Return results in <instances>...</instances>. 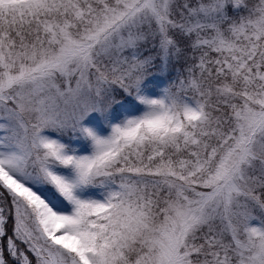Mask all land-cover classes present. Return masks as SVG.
I'll return each instance as SVG.
<instances>
[{
  "label": "snow or ice",
  "instance_id": "6c2138e0",
  "mask_svg": "<svg viewBox=\"0 0 264 264\" xmlns=\"http://www.w3.org/2000/svg\"><path fill=\"white\" fill-rule=\"evenodd\" d=\"M0 264H264V0H0Z\"/></svg>",
  "mask_w": 264,
  "mask_h": 264
}]
</instances>
